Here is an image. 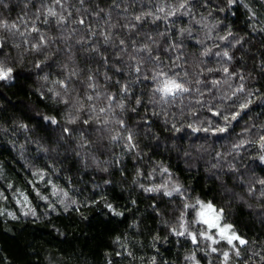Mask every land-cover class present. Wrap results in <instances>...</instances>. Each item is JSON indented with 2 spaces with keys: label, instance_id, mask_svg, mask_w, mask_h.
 <instances>
[{
  "label": "clouds",
  "instance_id": "clouds-1",
  "mask_svg": "<svg viewBox=\"0 0 264 264\" xmlns=\"http://www.w3.org/2000/svg\"><path fill=\"white\" fill-rule=\"evenodd\" d=\"M0 156L31 264H264V0H0Z\"/></svg>",
  "mask_w": 264,
  "mask_h": 264
},
{
  "label": "trees",
  "instance_id": "trees-1",
  "mask_svg": "<svg viewBox=\"0 0 264 264\" xmlns=\"http://www.w3.org/2000/svg\"><path fill=\"white\" fill-rule=\"evenodd\" d=\"M3 158V156H0V159ZM8 167L10 171H14L11 165H8ZM17 179H20V177L17 176ZM75 230L80 235L74 237L73 240L64 241L63 243L54 239H49L40 233H37L35 238L37 240H43L44 243L49 246L58 245L61 249H71L76 244H79L87 253H94L96 257L99 258L100 250L108 247L105 243L104 237L114 231V226L111 224H105L102 220L97 218V221L90 225L87 229L91 238L83 236L85 231V227L83 225H80ZM30 234V229L26 228L21 234L20 239H10L3 234L2 230H0V246H2L4 254H6L10 259H13L16 264H31L33 258L28 257L25 254V249L21 244V240L27 238ZM0 264H4L2 256H0Z\"/></svg>",
  "mask_w": 264,
  "mask_h": 264
}]
</instances>
